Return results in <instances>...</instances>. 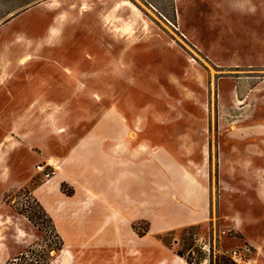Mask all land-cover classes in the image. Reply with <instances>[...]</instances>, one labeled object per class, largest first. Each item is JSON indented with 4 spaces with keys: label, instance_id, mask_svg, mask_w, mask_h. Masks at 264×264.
Segmentation results:
<instances>
[{
    "label": "rangeland",
    "instance_id": "374dc122",
    "mask_svg": "<svg viewBox=\"0 0 264 264\" xmlns=\"http://www.w3.org/2000/svg\"><path fill=\"white\" fill-rule=\"evenodd\" d=\"M118 1L13 0L0 264H264V0Z\"/></svg>",
    "mask_w": 264,
    "mask_h": 264
},
{
    "label": "crops",
    "instance_id": "0c3cea01",
    "mask_svg": "<svg viewBox=\"0 0 264 264\" xmlns=\"http://www.w3.org/2000/svg\"><path fill=\"white\" fill-rule=\"evenodd\" d=\"M70 1H77V0H70ZM12 11H13V0H0V60L6 56L5 52H4V48L6 47V40H4V38L10 33V18L12 16ZM8 48V47H6ZM123 136V134L121 133L120 138ZM119 138V137H117ZM119 138V139H120ZM123 138V137H122ZM121 138V139H122ZM76 160H71V159H66L63 161L64 166L63 169H66L67 167H72V166H76L77 164L75 163ZM70 178L71 176L68 175ZM134 180H136V182H134L135 184L133 185V190L134 193L137 194V196L139 197L140 191H141V183H140V179L139 177H133ZM153 185H152V184ZM149 185L147 186L148 190L151 192V190H153V197L149 198V207H152L153 210H156L157 207V203H156V195H155V190H156V183L155 180L153 182H151L149 180ZM124 188V187H123ZM144 190H146V187L144 188ZM105 197V196H103ZM152 198V199H151ZM153 213V211L150 210V215ZM149 215V221L151 220ZM151 223V221H150ZM179 225V224H176ZM152 226V223H151ZM167 228L164 225H160L158 227L155 228L154 232H163L165 231ZM153 234V232H152Z\"/></svg>",
    "mask_w": 264,
    "mask_h": 264
},
{
    "label": "bare ground",
    "instance_id": "6f19581e",
    "mask_svg": "<svg viewBox=\"0 0 264 264\" xmlns=\"http://www.w3.org/2000/svg\"><path fill=\"white\" fill-rule=\"evenodd\" d=\"M121 7H127L129 9H131L132 12L137 11L135 6H133L132 4H129L128 1H124V0H120L118 2H115L113 5V10H118ZM48 163L51 165H54L55 167L58 166L57 163L55 162V159H52V158L48 159Z\"/></svg>",
    "mask_w": 264,
    "mask_h": 264
},
{
    "label": "built area",
    "instance_id": "2783aa9c",
    "mask_svg": "<svg viewBox=\"0 0 264 264\" xmlns=\"http://www.w3.org/2000/svg\"><path fill=\"white\" fill-rule=\"evenodd\" d=\"M246 252L249 251V249H245ZM231 260H233L234 263L238 264V263H245L246 261L242 259L240 253H238L236 250H232L231 251V256H230ZM248 263H250V259L247 260Z\"/></svg>",
    "mask_w": 264,
    "mask_h": 264
},
{
    "label": "trees",
    "instance_id": "16d2710c",
    "mask_svg": "<svg viewBox=\"0 0 264 264\" xmlns=\"http://www.w3.org/2000/svg\"><path fill=\"white\" fill-rule=\"evenodd\" d=\"M60 248H58L59 250ZM27 259H24L22 262L18 263V264H34V260L32 257H26ZM229 263H232V261H230L229 259H223L222 260V264H228ZM7 264H12L11 262L10 263H7ZM17 264V263H16ZM209 264H211V262L209 261Z\"/></svg>",
    "mask_w": 264,
    "mask_h": 264
}]
</instances>
